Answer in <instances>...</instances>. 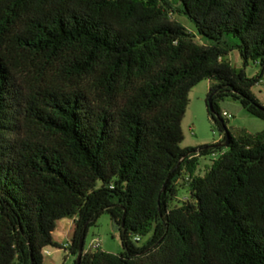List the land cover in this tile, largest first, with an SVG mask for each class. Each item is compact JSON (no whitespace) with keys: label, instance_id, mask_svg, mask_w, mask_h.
Masks as SVG:
<instances>
[{"label":"trees","instance_id":"trees-1","mask_svg":"<svg viewBox=\"0 0 264 264\" xmlns=\"http://www.w3.org/2000/svg\"><path fill=\"white\" fill-rule=\"evenodd\" d=\"M263 77L264 0H0V264H75L81 239L80 264H264V130L233 137L218 107L264 121ZM203 81L220 140L182 148ZM103 214L119 255L84 248Z\"/></svg>","mask_w":264,"mask_h":264},{"label":"rangeland","instance_id":"rangeland-1","mask_svg":"<svg viewBox=\"0 0 264 264\" xmlns=\"http://www.w3.org/2000/svg\"><path fill=\"white\" fill-rule=\"evenodd\" d=\"M176 20L188 32L196 35L193 24L185 16L177 15ZM225 59L235 68H240L242 66V62L237 51L230 52ZM258 71L259 68L254 66L252 63H249L245 68V72L248 77L254 76ZM208 88L209 82L203 81L195 86L188 95L189 104L182 120V148H195L200 145H210L220 140L219 134L214 130L211 122L207 118L206 97ZM252 92L264 105V77L262 83L256 85L252 89ZM218 107L222 112L225 111L230 115L227 119L228 123L226 127L233 137H237L242 133H257L264 130V121L247 114L245 111L241 110L237 104L225 101L219 102ZM217 157V155H211L201 158L197 169L198 174L202 175L206 167H209L211 165V161ZM187 198V192L185 190H180L172 206L181 204V202ZM70 222V219L62 220L59 223L57 230L54 232L53 240L61 246L66 245L69 241L65 232ZM93 240L100 243L102 251L115 255H119L122 252L118 233L111 223L109 216L106 214L101 215L96 221V224L88 229L84 244L85 250L94 251V249L90 247ZM146 240L147 238H143L141 244ZM45 251L49 252V255H46ZM43 257L44 264L73 263V258H71L63 249L46 248L43 252Z\"/></svg>","mask_w":264,"mask_h":264},{"label":"water","instance_id":"water-1","mask_svg":"<svg viewBox=\"0 0 264 264\" xmlns=\"http://www.w3.org/2000/svg\"><path fill=\"white\" fill-rule=\"evenodd\" d=\"M207 107H208L209 111L212 112L211 97L208 98ZM227 144L228 143L226 142L222 146H226ZM82 253H83V249H82V239H81L80 244H79V250H78V253H77L76 258H75V264H80Z\"/></svg>","mask_w":264,"mask_h":264},{"label":"crops","instance_id":"crops-1","mask_svg":"<svg viewBox=\"0 0 264 264\" xmlns=\"http://www.w3.org/2000/svg\"><path fill=\"white\" fill-rule=\"evenodd\" d=\"M72 232H73V226H72V221H71L70 224L67 226V228H66V232H65V234H66L68 240H69V238L71 237ZM57 244H59V243H57ZM59 245H60V244H59ZM60 246H61V245H60ZM63 246H65V245H63ZM63 246H62V247H63ZM48 255H49V252H48ZM70 257L73 258L72 256H70Z\"/></svg>","mask_w":264,"mask_h":264},{"label":"built area","instance_id":"built-area-1","mask_svg":"<svg viewBox=\"0 0 264 264\" xmlns=\"http://www.w3.org/2000/svg\"><path fill=\"white\" fill-rule=\"evenodd\" d=\"M223 115H226V114L224 113ZM226 116H227L228 118L230 117V116H228V115H226ZM90 247H91L92 249L96 250V249L100 248V243L97 242L96 240H93L92 243H91V245H90ZM45 253H46V255H48V252H47V251H45Z\"/></svg>","mask_w":264,"mask_h":264}]
</instances>
